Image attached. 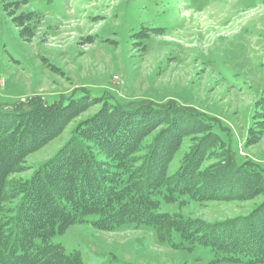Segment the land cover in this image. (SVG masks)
<instances>
[{"label":"rangeland","instance_id":"374dc122","mask_svg":"<svg viewBox=\"0 0 264 264\" xmlns=\"http://www.w3.org/2000/svg\"><path fill=\"white\" fill-rule=\"evenodd\" d=\"M81 95L84 106L61 122L58 134L4 173L0 223L12 226L36 176L71 138L104 172L112 167L104 150L77 133L111 104L130 110L169 104L160 119L150 117L130 156L128 167L139 177L155 158L175 174L197 149L192 164L201 179L230 152L264 172V0H0V107L28 110L32 97L50 105ZM176 102L213 118L211 129L223 143L201 138L204 130L192 125L189 110H174ZM170 130L173 153L162 155L160 142ZM263 197L166 202L156 196L161 211L201 230L243 218ZM94 218L50 242L78 252L82 264H249L213 262L212 250L172 246L148 226L99 229Z\"/></svg>","mask_w":264,"mask_h":264},{"label":"trees","instance_id":"16d2710c","mask_svg":"<svg viewBox=\"0 0 264 264\" xmlns=\"http://www.w3.org/2000/svg\"><path fill=\"white\" fill-rule=\"evenodd\" d=\"M85 99L81 95L48 105L41 98L32 97L28 110L0 107V201L6 195L4 173L19 163L27 151L58 134L61 122L80 110ZM261 99L259 104L264 106V95ZM168 106L162 103L130 110L111 104L104 112L100 109L86 119L77 132L78 139L92 140L112 160V167L104 172L93 155L84 151L82 143L71 138L36 176L40 179L24 194L12 226L0 223V264H82L78 252L66 253L61 244L51 243L50 238L70 225L86 221L88 216H95L91 224L103 230L152 227L161 241L172 246L190 249L199 245L212 250L213 262H263L264 197L243 218L213 223L212 228L205 230L161 211L156 198L160 195L164 201L174 202L182 197L201 201L264 195V172L253 160L238 162L229 151L230 158L201 179L192 164L197 158L196 148L172 175L158 158L140 177L129 169L130 156L150 117L160 119V113ZM174 106V110H189L186 113L192 117V125L204 130L201 138L223 143L211 129L213 118L204 119L193 106L177 102ZM173 140L174 130H170L160 142L162 155L173 153V149L168 150ZM175 235L180 242H175Z\"/></svg>","mask_w":264,"mask_h":264}]
</instances>
